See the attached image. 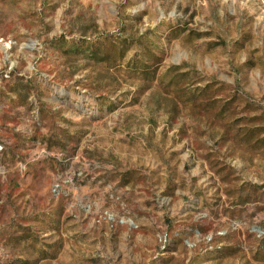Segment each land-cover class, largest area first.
<instances>
[{
    "label": "rangeland",
    "instance_id": "rangeland-1",
    "mask_svg": "<svg viewBox=\"0 0 264 264\" xmlns=\"http://www.w3.org/2000/svg\"><path fill=\"white\" fill-rule=\"evenodd\" d=\"M0 264H264V0H0Z\"/></svg>",
    "mask_w": 264,
    "mask_h": 264
}]
</instances>
